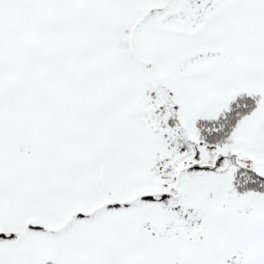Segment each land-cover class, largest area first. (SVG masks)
Wrapping results in <instances>:
<instances>
[{"label":"snow or ice","instance_id":"obj_1","mask_svg":"<svg viewBox=\"0 0 264 264\" xmlns=\"http://www.w3.org/2000/svg\"><path fill=\"white\" fill-rule=\"evenodd\" d=\"M0 264H264V0H0Z\"/></svg>","mask_w":264,"mask_h":264}]
</instances>
